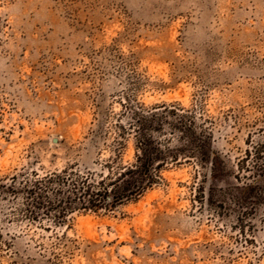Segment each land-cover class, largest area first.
<instances>
[{
    "label": "rangeland",
    "instance_id": "obj_1",
    "mask_svg": "<svg viewBox=\"0 0 264 264\" xmlns=\"http://www.w3.org/2000/svg\"><path fill=\"white\" fill-rule=\"evenodd\" d=\"M141 134L171 154L140 196L26 211L33 181L114 176ZM250 142L264 0H0V264H264V199L236 205Z\"/></svg>",
    "mask_w": 264,
    "mask_h": 264
},
{
    "label": "trees",
    "instance_id": "obj_2",
    "mask_svg": "<svg viewBox=\"0 0 264 264\" xmlns=\"http://www.w3.org/2000/svg\"><path fill=\"white\" fill-rule=\"evenodd\" d=\"M165 110L166 108L163 109V111ZM163 114L164 112L161 114L152 112L146 117H139L141 131H146L147 122ZM194 141L198 144L203 143L199 138L190 140L192 144ZM197 147L200 159L208 158L204 151V145ZM162 154L169 155L171 152L168 149L161 151L149 136L141 134L135 162L123 167L114 176L107 175L94 181L88 176L63 172L33 181L31 185L25 187L26 211L34 214L33 210L41 208L52 211L58 209L62 214H67L78 210L84 212L110 210L124 201L137 198L146 189L157 183L159 177L155 173L153 162ZM236 169L237 177L235 178L239 182L243 181L241 191L244 192V195L237 200L236 205L243 209L249 205L260 203L264 199L263 185L259 182V179L264 177V143L250 142L242 157L237 160ZM55 183L57 184L55 185ZM50 192L55 193V197H52ZM251 198L256 203H252ZM242 219L243 217L240 220L242 221Z\"/></svg>",
    "mask_w": 264,
    "mask_h": 264
},
{
    "label": "water",
    "instance_id": "obj_3",
    "mask_svg": "<svg viewBox=\"0 0 264 264\" xmlns=\"http://www.w3.org/2000/svg\"><path fill=\"white\" fill-rule=\"evenodd\" d=\"M54 143H56V140L54 141Z\"/></svg>",
    "mask_w": 264,
    "mask_h": 264
}]
</instances>
